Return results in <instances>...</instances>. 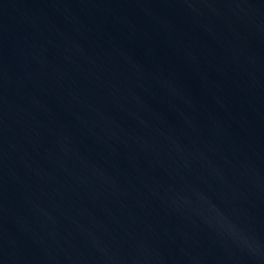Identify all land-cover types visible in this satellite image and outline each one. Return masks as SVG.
Here are the masks:
<instances>
[{
    "label": "water",
    "instance_id": "95a60500",
    "mask_svg": "<svg viewBox=\"0 0 264 264\" xmlns=\"http://www.w3.org/2000/svg\"><path fill=\"white\" fill-rule=\"evenodd\" d=\"M0 264H264V0H0Z\"/></svg>",
    "mask_w": 264,
    "mask_h": 264
}]
</instances>
